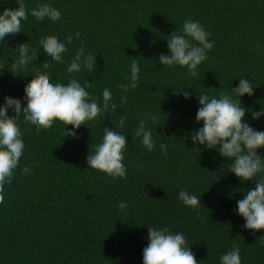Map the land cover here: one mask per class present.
I'll use <instances>...</instances> for the list:
<instances>
[{"label":"trees","instance_id":"trees-1","mask_svg":"<svg viewBox=\"0 0 264 264\" xmlns=\"http://www.w3.org/2000/svg\"><path fill=\"white\" fill-rule=\"evenodd\" d=\"M29 11L22 32L0 41V103L5 96L22 98L25 83L43 72L46 57L39 41L53 36L64 41L73 35L64 63L52 65L53 82L75 78L91 83L90 94L102 102L104 88L112 92L116 111L86 122L79 139L64 137V125L56 121L37 133L21 116L18 124L25 151L11 184L0 203V264H142L148 227L182 232L200 264H219V257L240 248L242 264H264V230L242 227L236 201L255 188L253 180L241 182L229 172L231 161L215 149L194 146L190 135L199 107L196 92L217 97L236 87L239 78L253 83L254 94L241 97L246 109L264 108V0H24ZM48 3L59 10L60 25L36 21L31 10ZM17 7V0H0V10ZM199 21L214 41L198 76L186 68L163 66L156 61L167 54V36L182 30L185 20ZM79 32V39L75 33ZM28 42L37 58L28 71L17 72L13 62L18 43ZM83 46L95 58V70L68 73L66 68ZM140 66L138 86L124 93L130 65ZM183 91L192 93L185 99ZM196 91V92H195ZM122 96L127 97L121 103ZM23 103V101H22ZM145 113L156 148L149 152L134 130ZM10 116L14 113L9 109ZM126 122L119 126L120 117ZM245 119L264 131V117ZM128 139L125 178L113 179L86 163L103 128ZM71 125L66 126L71 129ZM167 144V155L159 148ZM264 151V150H258ZM24 169L30 175L22 174ZM255 179H264L258 174ZM187 189L201 199L192 209L178 199ZM121 201L128 204L120 210Z\"/></svg>","mask_w":264,"mask_h":264},{"label":"clouds","instance_id":"clouds-1","mask_svg":"<svg viewBox=\"0 0 264 264\" xmlns=\"http://www.w3.org/2000/svg\"><path fill=\"white\" fill-rule=\"evenodd\" d=\"M30 14L36 21L48 20L53 25H60L62 22L59 10L48 3L33 8ZM28 15L24 0H17L15 8L5 7L0 10V41L21 33L22 21H27ZM209 36L210 33L199 21L185 20L179 33L174 30L167 36L168 53L160 54L156 63L169 68H186L188 77L198 76L199 66L208 59V53L214 47V41ZM79 37L80 33L76 32L75 38ZM73 39V35H68L64 41L53 36L42 38L39 45L47 61L43 64V72H36L25 83L22 98L5 96L3 103H0V203H3V190L6 185L11 184L25 151V142L18 124L21 116L24 123L37 133L51 128L54 122L59 121L64 125V137L79 139L77 130L82 125L117 109L109 88H104L100 102L88 91L91 83L87 80L83 85L75 78L66 84L53 82L49 75L52 70L49 61L63 64L64 55ZM14 51L18 53L13 62L14 70L28 71L38 54L30 49L28 42L18 43ZM95 58L92 53L86 52L81 42L66 71L79 73L87 69L92 72L95 70ZM0 69H4L3 66ZM140 71L139 64L133 59L127 82L118 85L122 92L126 93L138 86ZM196 94L199 107L195 123L201 126L189 133L191 142L194 146L215 149L226 161H231L229 172L241 182H255V188L247 190L243 198L236 201L235 212L243 218L244 229L252 232L264 230V179H255L258 174H264V151L258 152L264 150V131L253 128L245 119L246 113H250L252 120H259L264 117V108L260 111L246 109L240 99L254 94L253 83L239 78L238 85L230 93H222L219 98L209 96L206 92ZM182 95L188 99L192 93L183 91ZM126 102L127 97L122 96L121 103ZM9 109L14 115L8 114ZM157 120L156 115L145 113L134 130L135 137L149 152L157 145L149 121L155 124ZM125 122L126 117L121 116L119 126H123ZM67 125H71V129L66 130ZM127 145V137L117 131L116 126L111 130L104 127L101 141L93 145V153L86 157L88 169L99 171L113 179L125 178L127 167L124 164V153ZM159 148L167 155L166 143L160 142ZM30 172L31 170L24 169L22 174L28 176ZM178 199L184 206L192 209L201 205L200 197L187 189L178 192ZM118 207L125 210L128 204L121 201ZM142 264H200V261H197L190 250L182 232L173 233L167 227H148L147 245L142 249ZM219 264H242L240 248L233 246L222 254Z\"/></svg>","mask_w":264,"mask_h":264}]
</instances>
